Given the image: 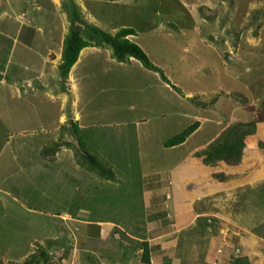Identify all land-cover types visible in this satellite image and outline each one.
I'll list each match as a JSON object with an SVG mask.
<instances>
[{"label":"rangeland","instance_id":"rangeland-1","mask_svg":"<svg viewBox=\"0 0 264 264\" xmlns=\"http://www.w3.org/2000/svg\"><path fill=\"white\" fill-rule=\"evenodd\" d=\"M8 1L5 6L7 10H0V82L3 72L8 71L10 76L16 71H24L22 67L16 66L17 63L29 64L26 72H31L29 77L33 82L35 71H44L50 89L37 87L39 93L28 92L21 96L22 99L34 100V106L35 102L39 103L41 120L51 119L56 124L61 114L68 117L76 114L82 126L100 131L95 136L96 140L102 139L100 134L104 133L110 136V140L127 142L129 151L122 143V148L128 152L121 151V154L132 153L135 155L131 158L133 164L144 163L143 171L136 170L134 176L129 175L125 173L127 166L119 167L113 158L107 157V153L103 154L101 148L106 142L101 145L98 154L113 163L121 180L115 191L116 198L106 203L102 201V207L98 206L100 210L93 211V217L97 216L96 211H100L102 216L119 222L134 219L132 224L136 227L137 222L143 221L145 217L142 198L144 182L154 175L159 174L164 178L167 174L177 187L179 177L176 179V174L172 176L170 170L180 167L184 172L183 180H187L184 188L190 199L201 198L196 202L198 204L194 206V211L208 204L211 211L227 217L231 226L236 225L230 227L231 230H224V238L240 237L241 233H245V227L249 231L255 227L254 234L264 237V189L250 191L238 187L233 189L220 183L212 184L209 176L198 177V167L204 169L205 165L201 157L194 155L235 122L258 119V138L263 140L264 145V28L255 38L253 33L256 26H249L252 23L250 15L254 11L264 10V0H74L89 23L107 32L133 29L135 36L131 40L143 49L151 63L162 69L168 82H164L158 73L145 69L139 62L121 64L111 59L109 51H103L96 57L83 60L72 74V85L75 83L76 87L71 86L66 94L69 100L65 108L60 101L52 102L51 97L63 91L56 64L62 48L59 39L64 30L62 14L67 17L64 6L67 7L70 0H53L59 8L52 0ZM200 9L204 10L203 14ZM25 14L28 20L31 18L28 24L33 30H38L40 39L29 36L31 48L35 49L25 50L22 45L16 44L17 50L13 54L15 41L12 36L18 38L19 27L16 23L20 24ZM211 17L213 20L209 21ZM26 30L27 26L23 33ZM13 60L15 64L8 69L7 64ZM35 65H40V68L34 69ZM214 96H218L219 101L213 108L207 109L197 107L192 99L204 102ZM26 102L18 107L16 103L22 104L18 94H11L9 89L0 85L1 161L8 159L4 156L1 158V154L10 152V145L14 146L20 137V129L31 131L40 128L39 123L30 122L34 115L29 114L32 111L26 108ZM21 116L24 120L19 118ZM16 119L20 120L18 125L14 124ZM196 122L200 123V127L183 146L172 149L164 147L166 140ZM28 139L32 141L30 137ZM255 149H258L257 145ZM261 154L264 158V151ZM11 163H14L11 169L17 166V162ZM0 171H3L1 162ZM132 183L136 186L135 190L127 186ZM192 186H195L193 190ZM250 192L258 194L249 197ZM94 194L99 196L98 191ZM208 194L213 199L208 198ZM169 209L172 212L171 206L167 205L163 210ZM2 214L3 209L0 211V222ZM41 217L44 218L40 219L41 223L33 219L24 224V227L28 225L25 230L16 223L8 222L3 227L0 224V258H19L18 253L26 250L29 238L36 237L40 242L43 237H51L52 233L45 231V226L52 231L59 220ZM32 228H37V231L27 232ZM44 231L46 234L42 233ZM60 232L63 233V229ZM121 240L124 243V239ZM63 241L67 244V241ZM37 244L34 243L35 246L28 249L26 256L37 250ZM179 251L182 252V249ZM235 251L240 255L239 249ZM120 255L124 256V253ZM122 261L120 264H138L134 259Z\"/></svg>","mask_w":264,"mask_h":264},{"label":"crops","instance_id":"crops-1","mask_svg":"<svg viewBox=\"0 0 264 264\" xmlns=\"http://www.w3.org/2000/svg\"><path fill=\"white\" fill-rule=\"evenodd\" d=\"M7 1L8 0H0V10H7L5 6L11 2L8 1L7 3ZM53 3L58 8L60 7L54 1ZM34 7H36L35 3ZM24 17L25 18H23V21L20 24L16 23L19 27L17 31L19 35L18 38L12 36L15 41L13 54L17 50V45H22L25 50L35 49V47L31 48L32 41L29 36H34L32 39H40V37H38V30H33L30 24H28L31 21V18L28 20L29 17L27 14H25ZM62 19L64 30L61 32L59 37V39H61V47L64 36L70 25L69 20L64 14H62ZM26 26L27 30L23 33ZM103 51H109L111 56L110 50H101L93 47L84 49L80 54L78 62L71 70L67 91L64 92L61 90L58 95L51 97L52 102L60 101L62 102L61 106L65 108L69 100L66 94L69 92L71 86L74 88L76 87L75 83L72 85V74L82 64L83 60L96 57ZM38 55L39 53L35 55L34 59L38 57ZM10 59L11 58H9V60ZM14 64L15 60H13L10 64H7L8 69ZM58 64H56V67H58ZM16 66L22 67L24 71L14 72L12 70L14 73L9 76V72L5 70L6 72L2 73L3 76L0 85L5 89H9L11 94H18V97L22 102L21 105L16 103L18 107H22L23 102L27 101L24 104L27 109L32 111L29 112V114L31 116H35V118L34 116L31 118L30 122L35 121L39 123L40 128H36L31 131H24L23 129H20V137L18 141L15 142L14 146L10 145V152L4 151L1 154V158L4 156L8 157V159L5 161L0 160L1 168L3 169V171H0V211L3 209L0 224L3 227V225L8 222L11 224L16 223V225L25 230L28 228V225L24 227V224L33 221V219L41 223L40 219H44L41 216H46L47 218H58L59 223L57 225L55 224L52 231L45 226V231L52 233L51 237H43L40 242L36 237L33 239L29 238L28 247L24 252L18 253L20 255L19 258H10L7 260V257H4L3 259L0 258V261L5 264L7 262H23L26 258L33 254L31 253L26 256L28 249H30L31 246H35L34 243H43L47 239H64L65 242L67 241V244L65 243L66 249L69 244L72 251H70L69 257L65 259L66 262L62 264H85L84 262L86 261H89V264H120L121 262H124L120 260L123 255H120L122 257L118 256L116 261V256H114L115 252L116 255L122 252L120 247L115 244L116 238L117 240L120 239L119 236L116 235V231L119 229L122 232L125 231L124 233L127 237H129V239H132L135 242L146 241L149 244L151 249V264H188V260L186 259L183 251V234L186 230L195 225L199 219L205 217L216 219V227L219 230L216 238L217 240L213 239L209 244L205 259L206 264H230L231 257L237 256L235 251L236 249L240 250V255L248 257L251 264H264V237L258 233L254 234L256 229L255 227L249 231L244 226L245 233H241L240 237H230V239L227 240L224 238V230H231L230 227H236V225H230L231 222H229L227 217L211 211L208 204L197 207L198 211H194V206H197L198 204L196 202H198L201 198L197 197L192 200L190 199L184 188L187 180H183L184 172L181 171L182 168L180 167L170 170V174L172 176L176 174V179L179 177V180H176L177 187L175 186L174 181L170 179L171 177L167 174L164 178H161L159 174L154 175L152 178H148L144 182V185H142L145 217L142 218L143 221L139 225L140 227L134 228L137 232H140L138 234L129 233L126 230L124 227L125 220L120 222L111 220L102 216L100 211H96L97 216L93 217V211L100 210L98 209V206L102 207L99 203L100 196L94 194V192H97L96 190L86 195L84 200L85 204L82 208L83 210L74 213L77 217L71 216L69 214V209L78 191L85 182L87 175L73 166L71 155L65 149H62L59 157L54 162L46 161L39 155L40 149L53 139L51 137L56 135L58 128L66 123L68 116L66 114H61L59 120L57 119L56 124L53 123L54 120L51 119L42 118L43 120H41V115L38 113L40 110L39 103L35 102L34 106V100L22 99L21 96L28 92H32L34 94L35 92L39 93L40 89L37 87L50 89V85L46 83V79L48 77L44 74V71H35V80L33 82L29 77L31 72L29 74L26 72L29 70V64L17 63ZM33 68L38 69L40 68V65H35ZM245 102L248 103V101ZM249 104L250 103H248V105ZM18 107L16 109H18ZM12 109L15 110L14 107H12ZM27 117L29 118V116ZM74 117V119L80 123V117L76 114ZM19 118H23V116ZM1 120L3 123L5 122L3 119ZM21 120H24V118ZM18 121L20 120L16 119L14 124L18 125ZM122 125L128 126L126 124ZM127 132L129 133L128 130L126 133ZM29 133H32L33 135H29ZM34 136L36 137L34 138ZM28 137H30L32 141L29 140ZM105 142V145L101 148V150L104 151L103 154L107 153V157L113 158L117 166H127L125 173L129 175L132 174L134 176L136 174V170H144L143 162H136L133 164L134 160L131 158L135 157V155L132 153L121 154V151H129L130 146L127 145V142L124 143L123 141L110 140L109 135L107 136ZM12 143L13 139L11 141V144ZM122 143L123 147L128 151L122 148ZM252 147L253 148H250L249 157L243 161L241 166L237 168L227 167L223 169V171H220L229 177V180L226 183L216 182L213 178V173L206 167H204V169L198 167L199 169L196 172L198 177L200 175L209 176V179L211 180L210 183H220L233 189L238 187L241 190L249 189L251 191L256 188L263 190L264 158L261 151L255 149V144ZM200 152H197L194 155L197 157V154ZM12 161H15V163L17 162V166L13 169L10 167L14 165V163H11ZM118 175L120 182L121 177L120 174ZM144 177L146 176L144 175ZM188 177L189 176L187 175V178ZM231 180L235 182L232 183ZM98 181L99 182H94V184L95 186H98L99 190L102 192H107L108 189L115 192L120 186V183L104 182L100 179ZM252 185L256 186L251 187ZM127 186L130 188L132 187L134 190L136 189L134 183L127 184ZM194 188L195 186H192L191 189L193 190ZM220 189L223 190L221 187ZM214 193L215 187H213V194ZM257 194L258 192H250L248 196L256 197ZM209 197L213 199L210 194H208V198ZM211 202L213 203L214 201ZM167 205L171 206L172 212L171 209L167 211L163 210L164 206ZM36 229L37 228H32L27 232L33 233L34 231H37ZM61 229H63V233L60 232ZM45 231L42 233L46 234ZM121 231L119 232L121 233ZM139 237H143L145 239ZM229 241H231V243ZM126 245L129 246V242H126L125 246ZM66 249L62 248V251H57L56 258H58ZM127 249L131 253L132 250H134L131 245ZM180 249H182V252L179 251ZM128 251L124 252V255H126L125 253L129 254ZM127 259L130 261L133 260L132 255H129ZM135 263L137 262L135 261Z\"/></svg>","mask_w":264,"mask_h":264},{"label":"trees","instance_id":"trees-1","mask_svg":"<svg viewBox=\"0 0 264 264\" xmlns=\"http://www.w3.org/2000/svg\"><path fill=\"white\" fill-rule=\"evenodd\" d=\"M69 5L67 7L64 6V12L68 13L67 18L70 25L64 36L61 58L57 67L63 91H67L68 89L71 70L78 62L81 52L89 47L110 50L112 59L121 64H130L132 61L139 62L145 69L158 73L164 82H168L162 69L151 63L143 49L131 40V37L135 36L133 29L123 28L115 33L107 32L89 23L83 17L80 6L74 0H70ZM200 10V13L202 12L201 14H203L204 10ZM250 17L252 23L249 26H256L253 35L255 38H258L260 30L264 28V10L254 11ZM208 19L212 21L213 17ZM172 28L177 29L174 26ZM174 89L177 90L176 88ZM192 99L193 103L201 109L213 108L219 101L218 96H214L209 101L204 102H198L197 98ZM262 107L264 110V103ZM259 123L260 121L257 119L249 122L230 124L219 133L216 140L197 154V157H201L205 167L213 173L216 181L226 183L229 180V177L220 171H223L227 167L237 168L241 166L243 161L249 157L250 148H253L252 142L257 145L259 151H264V145L258 138ZM199 127V122L190 125L183 132L166 140L164 147L171 149L182 146L195 134ZM99 133L100 131L97 128L82 127L73 116L68 117L66 123L58 128L55 138L50 140L39 151L40 157L46 161L54 162L59 157L62 149H65L71 155L73 166L87 175L85 182L69 209V214L73 217H77L74 213L83 210L86 195L95 190L99 191V203L102 201L106 203L117 196L115 192L109 189L107 192H102L94 184V182H99V179L104 182H119V175L115 167L98 154L101 145L107 139V136L101 133L102 139L96 140L95 136L99 135ZM133 220L129 218L125 219V224L123 223L124 227L129 233L138 234L140 232H137L134 228H139L142 221H138L136 227H134V224H132ZM216 224V219L202 217L195 225L184 232L183 251L188 264H206L205 259L209 244L213 239L217 240L219 230ZM119 231L121 230L118 229L116 231V235L120 239L117 240L116 238L115 244L120 247L121 253L127 252V248L130 245L134 249L132 253L130 251H128L129 254L125 253L126 255L120 260L130 261L127 257L132 255L138 264H151V249L149 244L146 241L135 242L129 239L124 232L121 231L120 233ZM122 238L124 239V243L121 240ZM139 238L145 239L143 237ZM126 242H129V246H125ZM62 248L66 249L63 239H47L43 243H38L37 250L23 262H8L6 264H62L66 262L65 259L69 257L70 251H72L68 244V248L56 258V252L62 251ZM120 254L116 255V252L114 253V256H116L115 261ZM0 264L5 263L0 261ZM230 264H251V262L248 257L237 255L231 257Z\"/></svg>","mask_w":264,"mask_h":264}]
</instances>
